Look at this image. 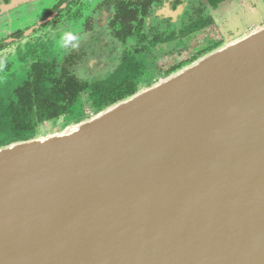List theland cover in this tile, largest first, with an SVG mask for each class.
<instances>
[{"label":"water","instance_id":"95a60500","mask_svg":"<svg viewBox=\"0 0 264 264\" xmlns=\"http://www.w3.org/2000/svg\"><path fill=\"white\" fill-rule=\"evenodd\" d=\"M57 125L0 146V264H264V23Z\"/></svg>","mask_w":264,"mask_h":264},{"label":"flooded vegetation","instance_id":"af4514ba","mask_svg":"<svg viewBox=\"0 0 264 264\" xmlns=\"http://www.w3.org/2000/svg\"><path fill=\"white\" fill-rule=\"evenodd\" d=\"M263 5L0 0V146L31 139L52 122L76 121L177 71L241 34L243 18Z\"/></svg>","mask_w":264,"mask_h":264},{"label":"rangeland","instance_id":"374dc122","mask_svg":"<svg viewBox=\"0 0 264 264\" xmlns=\"http://www.w3.org/2000/svg\"><path fill=\"white\" fill-rule=\"evenodd\" d=\"M262 15L264 16V5L262 7V12H258L257 13V16L256 15H253L251 17L253 19H251V18H245L244 17L243 20L240 22V24H241L240 25V28L237 29L235 32H237V33L242 32L243 33L245 30H247V28L249 29V28H252V27L256 26L255 24L258 25V23H262L263 22L262 19H261V16ZM91 113H94V112L91 110V111H89V112L86 113V116L89 115V114H91ZM61 123H74V121L72 119H70L67 122L64 121V122H61ZM57 126H58L57 123H54V122L49 123L47 125H43V126L40 127L37 135H40L42 133H50L52 131H55V130H57L56 129Z\"/></svg>","mask_w":264,"mask_h":264},{"label":"trees","instance_id":"16d2710c","mask_svg":"<svg viewBox=\"0 0 264 264\" xmlns=\"http://www.w3.org/2000/svg\"><path fill=\"white\" fill-rule=\"evenodd\" d=\"M123 95H125V94H123ZM123 95H122V96H123Z\"/></svg>","mask_w":264,"mask_h":264}]
</instances>
